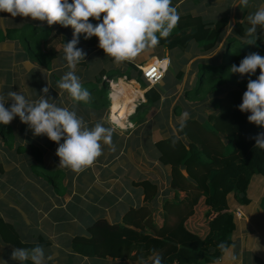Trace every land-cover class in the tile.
Returning <instances> with one entry per match:
<instances>
[{
    "label": "trees",
    "instance_id": "16d2710c",
    "mask_svg": "<svg viewBox=\"0 0 264 264\" xmlns=\"http://www.w3.org/2000/svg\"><path fill=\"white\" fill-rule=\"evenodd\" d=\"M1 13L6 15V12ZM179 16L176 27L169 37L159 40L158 46L168 50L171 62H179L180 69L185 61L182 59L193 45L203 55L216 50L231 22L228 15L215 24H207L201 16L190 12L180 13ZM90 22L94 25L102 22V16L101 21L90 18ZM249 27L248 21H238L234 25L221 57V66L216 65L221 61L216 63L209 59L195 63L197 70L192 71H195L196 79L193 78L191 84L196 82L185 90L184 95L186 100L208 102L210 112L206 120L190 117L176 125L175 134L155 144L158 161L168 170L170 189L175 193L174 198L163 203V224L159 226L156 223L157 210L153 208L159 193L158 185L147 180L137 182L134 186L143 189L144 205L130 209L120 223L111 224L101 218L91 224L87 228L88 235H77L72 239L71 248L75 254L90 259L111 260L113 264H153L151 257L154 249L162 257L163 264H211L225 254L218 248L220 243H226L229 248L233 245L238 223L235 214L230 212L229 197L233 196L240 205H248L247 191L253 177L264 176V150L254 148L255 140L252 139L264 132V126L250 123L247 117L251 113L241 112L238 107L247 90L248 80L257 79L256 72L242 76L230 71L232 65L238 66L250 52L264 57V26H257L253 37L255 44L247 43L250 37L246 35V30ZM72 30L71 26H48L46 21L32 20L31 17L17 16L9 21L3 18L0 21V71L7 68L10 73L13 70L14 66L7 61H16L20 69L36 63L47 73L51 72L53 81L57 82L59 78L54 63L59 54L64 53V45L71 41ZM97 40L95 36L85 39V34L79 37V42L89 45ZM237 44L238 49H235ZM105 62L99 75L83 83L82 87L89 89L92 95L90 103L97 116L110 110V99L116 96L113 113L118 114L120 106H126L124 113L114 115L117 120H122L124 115L135 110L132 99L135 92L130 90V83L123 81L120 92L116 91L117 87L111 92L110 82L127 77L129 81L141 85L143 90H147L149 84L139 67L131 61H124L119 67L111 65L113 58ZM85 65L81 60L77 66ZM179 69L175 75L177 84L184 76ZM101 84L102 89L97 96V88ZM233 84L235 86L223 94L224 89ZM166 87L156 86L147 90L146 102L137 108L131 121L146 122L147 117L144 114L140 116L141 111L156 107L162 100V93L171 94ZM8 92L4 90L5 99ZM67 94L80 108L85 107L83 101H76ZM181 124L184 125L182 128ZM27 129L28 125L22 122L21 132ZM0 136L9 150L31 155L30 169L37 178L44 180L58 196L65 194L64 172L48 170L41 147L33 144L16 147L17 137L10 124H0ZM0 172H4L1 164ZM181 193L185 196L181 197ZM38 244L44 249L51 245L43 238L33 244L23 243L15 225L0 217V253L4 254L9 248L31 249ZM24 264L32 262L28 260Z\"/></svg>",
    "mask_w": 264,
    "mask_h": 264
},
{
    "label": "crops",
    "instance_id": "0c3cea01",
    "mask_svg": "<svg viewBox=\"0 0 264 264\" xmlns=\"http://www.w3.org/2000/svg\"><path fill=\"white\" fill-rule=\"evenodd\" d=\"M189 1L192 2L191 6L187 7V11H182L181 13L190 12L204 19L206 14L203 16L204 9L200 8L203 1ZM230 2L228 12L221 13L220 15L229 16L231 22L229 29L232 32L234 25L238 21H248L247 16L250 13H254L256 9L264 6V0H249L247 7L241 6L240 0H230ZM185 3L186 0H174L173 6L176 8L183 7ZM73 34L74 31L72 30L70 35L72 38ZM77 46L85 50V60H82L85 63L92 55H97V59L101 53H105L99 47V39L92 45L79 42ZM194 47V50L198 51L196 55H199L196 57L200 58L202 54L199 48L193 45L191 49ZM169 55L170 53L166 48H162L161 46L158 48V45H156L154 48L146 49L131 62L140 68L156 60L168 59L170 64L165 74L166 78L164 77L165 79H163V81H166L173 66ZM64 56L65 54L61 52L56 60L57 62L55 61L54 63V69L57 71L59 79L64 75L63 71L70 70L67 67ZM109 58L112 57L106 55L102 59L99 72L104 68L106 59ZM148 59L152 61L147 63ZM7 64L14 66V68L10 73L7 68L0 71V96H4V90L7 86H10L9 89L11 91L21 93H24L22 91H26V94L32 92L35 85V94L34 97L32 96V101H36L40 95H43L42 89L45 86H50L49 97L55 100L58 106L75 110L77 115L83 118L89 128L99 122L106 128H113L114 132L112 145L104 144L101 141L102 154L90 166L85 167L82 171L74 172L70 168L59 167L60 158L56 155L58 148L56 142H54L55 145L52 148L51 142H49L50 139L46 134L34 135L29 126L24 133L21 132V129L17 133V128L14 125L18 116L14 117L10 125L14 128L17 137L16 147H28L30 144L41 147L44 151L45 163L48 169L64 172L63 186L65 194L58 196L51 186L44 180L37 178L31 172L30 164L22 160H29L31 162V155L29 153L22 155V157L16 155L17 152L9 150L0 136V164L4 169L3 173L0 172V199H3L2 205L9 206L10 209H13V211L6 210L4 212L0 210V217L15 225L23 243L33 244L40 238L51 243L48 248L44 249L45 264H113L111 260L90 259L75 254L71 248V241L77 235H88L87 228L101 218L107 219L111 224L120 223L130 209L143 206V189L135 187L134 184L145 180L154 182L159 187V193L153 203V208L157 210L155 212L156 223L159 226L163 224V203L166 199L174 198L175 193L170 189L168 170L158 161L155 144L163 138L175 134L176 128L173 127L170 131L166 132L163 130L160 132V129H157L158 126H156L152 134L147 130L150 125L153 126L151 122L137 123L131 121V117L136 112V106L134 112L129 114L130 118L126 122L124 120L129 115H124L122 120H117V118H113L114 121L108 120L110 110L103 115L97 116V114H92L90 110L88 112L80 108L79 105L69 98L67 91L59 89L57 82L53 81L51 75L47 78L46 75L48 73L46 70L43 72L35 63L31 64L30 67L27 65L22 69L17 67L16 61H7ZM111 65L119 67V64L115 62ZM78 68L76 66V69ZM60 72H62V75H60ZM4 73L6 74L5 78L3 76ZM17 73L20 75L22 73V79L26 75H30L32 87L21 89L20 86H17V82L12 79L13 77H18L15 76ZM49 73L51 74V72ZM175 75L176 73L172 71V87H169L166 82L163 85H157L159 88L167 86L166 89L171 94L167 95L162 93V100L156 108L166 101V97L176 96L175 94L178 91L177 87H179L178 85L180 83L177 84ZM94 77L80 79V82L83 84L95 79ZM117 80L123 81L122 78H118ZM127 83H130L133 87H141L135 81L128 80ZM41 84L42 89H39L38 87ZM151 88L153 87H148L147 90ZM147 90H144L145 92L143 94L135 90L134 95L142 94L141 98L144 101L143 103H145V93ZM115 97L111 99L110 109L113 112V100ZM184 100L185 102L187 101L185 97ZM12 103L13 101L10 99L7 100L5 107L10 108ZM120 109L124 113L126 106L121 105ZM121 112H117L118 114L113 113V116L119 115ZM18 120L22 124L20 118ZM204 120L202 119L201 121ZM146 137L150 141L149 145L141 142ZM60 143H63V140ZM125 161L131 162L132 164ZM17 174L21 178L19 183L15 182V180H10L12 176ZM22 186L30 188L27 193L25 190L22 191ZM13 193H19L20 195L17 196ZM184 196L181 193V197ZM247 197L250 200L248 205H240L233 196L229 197L230 212L235 214L238 223L237 230L233 235V245L229 248L228 254H224L220 259L211 264H264V176L253 177L247 191ZM237 212L240 213V217L237 216ZM211 217H214V215ZM17 224L34 225L32 228L35 227L36 229L31 232L29 239H27V235L21 236L20 228ZM48 256H52V259L48 260ZM233 256L235 259L232 258Z\"/></svg>",
    "mask_w": 264,
    "mask_h": 264
},
{
    "label": "clouds",
    "instance_id": "9594fccd",
    "mask_svg": "<svg viewBox=\"0 0 264 264\" xmlns=\"http://www.w3.org/2000/svg\"><path fill=\"white\" fill-rule=\"evenodd\" d=\"M249 0H240V5L247 7ZM0 12H7L12 17H31L32 20L46 21L48 26L60 24L74 29L73 38L64 45V58L67 71L58 81L57 87L66 90L76 101L90 102L92 95L82 87L75 69L86 53L78 48L80 34L85 39L95 36L99 39V47L116 64L132 61L146 49L154 48L161 38H167L180 20L172 0H0ZM97 24L90 18L101 21ZM251 27L246 30L250 37L248 44H255L254 35L257 26H264V6L247 16ZM157 33L159 35H157ZM260 74L257 79H249L247 90L238 106L241 112H250L247 117L250 123L264 126V57L257 52H250L239 63L232 65L230 71L242 76ZM49 87L42 89L36 101H31L21 92L9 91L8 99L13 103L5 107L4 96H0V124L8 125L19 116L21 122L27 124L34 135L46 134L58 144L56 155L60 158L59 167L70 168L74 172L82 171L90 166L102 154L101 141L112 145L114 129L96 123L89 128L75 110L60 107L49 97ZM187 114L185 113V116ZM184 125L181 124V128ZM254 148L264 150V132L252 137ZM63 140V143H60ZM175 141H173V146ZM218 248L225 254L229 253L226 243ZM235 259V257H232ZM11 259L24 264L31 260L32 264H45V251L42 245L28 248H14ZM48 260L52 256L47 257ZM153 264H163L162 257L153 249ZM6 264V262H5Z\"/></svg>",
    "mask_w": 264,
    "mask_h": 264
},
{
    "label": "rangeland",
    "instance_id": "374dc122",
    "mask_svg": "<svg viewBox=\"0 0 264 264\" xmlns=\"http://www.w3.org/2000/svg\"><path fill=\"white\" fill-rule=\"evenodd\" d=\"M195 1L196 0H193V2H195ZM201 1H203V3L200 5V8L204 9L203 16L206 14L204 19H205V23H207V24H215L221 17L224 16V15L223 16L220 15L221 13L224 14V13L228 12V10L230 8V4H231L230 0H200V2ZM191 3H192L191 1L186 0V3L183 5V7H178L177 10L179 9L178 10L179 14L182 11H187V7L191 6ZM173 4H174V0H172V6H173ZM257 10L258 9H256V11ZM5 14L6 15L3 16V14L0 12V21L3 18L6 21H9V20L15 18V17H12L11 14H9L7 12ZM194 16H197V15H194ZM1 17H3V18H1ZM18 17L20 18L21 16H18ZM231 34H232V30L231 29L227 30L224 33V36L222 38V42L218 46V48L216 50H214L213 52L209 53V54H204L203 55L201 53L202 55L200 56V58L196 57V56H199V55H196L198 53V51L194 50L195 47L192 48L190 52L188 51L186 53V55H185V57H186L185 59L186 60L182 59V60H185V61L181 63L180 69H179V62H176V63L173 62L172 70L170 71L167 80L166 81L165 80L162 81V83H160V85H163L166 82L169 87H172L173 86V83H172V78H173L172 71L177 73L178 69L182 70L184 72L183 79L179 82L180 84L178 83L179 87H178L177 93L175 94L176 96H174V97H172V96L166 97L167 98L166 101L164 103L160 104L159 105L160 107L159 106L157 108L153 107V108H151V109H149L148 111H145V112L141 111L140 116L142 114L146 115L147 122H151V124H153V126H151V125L149 126V128L147 129L148 131H150L153 134V132L155 131L154 129L156 128V126H158L157 129H160V132H162L163 130H165L167 132V131L172 130L173 127L176 128V125L178 123H180V122H182L184 120H187L190 117H195V118H198L200 120H202V119L204 120L207 117L208 113L210 112L209 108H208L209 107L208 106V102H206V103L193 102L191 100H187L185 102V100H184V97H185L184 94L185 93L184 92L189 86L193 87L195 82H196L195 81L194 83L191 84V82L193 81V78L196 76L195 71L194 72L192 71V70H197L196 64H195L196 61H198L200 59H210V60H214L216 63H219L221 61L219 64H216L217 66H221V63H222L221 57H222V54H224L225 51H226V42H227V39H228L229 35H231ZM243 42H245V41H243ZM158 48H159V46H158ZM5 49L6 48H4V50ZM235 49H238V44L235 46ZM83 51L85 52L84 49H83ZM18 54H19V56H21L20 53H18ZM96 56L97 55H92L89 58V60L86 62L85 67L84 66H80L78 69H75L76 70L75 74L80 79H89L91 77L99 75V70H100L99 67H101V61H102V59L104 57H106V54L105 53H101L97 57V59H96ZM174 56H173V58H174ZM169 57L172 59L171 54L169 55ZM151 61H152L151 59H148L147 63H150ZM59 62H61V61L59 60ZM211 66H213V65H211ZM40 68L42 69L43 72H45L44 68H42V67H40ZM67 71H69V70H65V71H63V73L65 74ZM80 71H82V72H80ZM259 74H260V69L258 68L256 70V77H258ZM5 75L6 74L4 73V75H3L4 78H5ZM60 75H62V72H60ZM15 76H18V77H13L12 79H14L17 82V86H20L21 89H25L26 87H32V82H31L32 80H31V76L30 75H26L24 79H22V73H21V75L19 73H17ZM49 76H50V73H48L46 75L47 78ZM194 79H196V78H194ZM118 83H119V85H118ZM121 84H122V80L118 81L115 78L114 80H112L110 82V86H111L110 88L114 89L115 87H117L116 91L120 92ZM234 86H235V84L225 88L223 94H226ZM38 88L42 89V84L39 85ZM129 88H130V90L132 92H135V90H137L139 92H142V94H143V92H145L144 90H142V88L140 86H134V87L130 86ZM6 89L8 91H10V89H8V88H6ZM86 89L89 90L88 88H86ZM101 89H102V84L97 88V90H98L97 96H98V94H100ZM22 92H24V93H22L24 95L26 91H22ZM111 92H113V90H111ZM34 94H35V85H34L33 91L26 93L25 96H26L27 99L32 101V99L34 97ZM114 94L112 95V97L114 96ZM142 94H139L137 96L133 95V97H132V99L135 101L134 104H135V106L137 108L144 102L143 99L141 98ZM110 101H111V99H110ZM83 106H85V107H83L84 110H87V111L90 110V112L92 114H94L93 113L94 112L93 111L94 108L92 107V104L90 102H88V103L84 102ZM185 113L187 114L186 116H185ZM18 118H19V116L16 119V123L14 122L15 123V125H14L15 128H17L16 129L17 133L21 129V124H20ZM113 118H114L113 111H112V109H110V112L108 114V120L110 119V120L114 121ZM129 118H130V115L124 120V122L129 120ZM163 137H164V135H163ZM49 142H51V147L53 148V145H55L54 141L50 140ZM141 142H145L147 145H149V143H150V141H149V139H147V137ZM146 144H144V145H146ZM138 145H139V143H138ZM16 155L22 157V155H25V154L16 153ZM22 160L25 161L28 164L31 163L29 160H24V159H22ZM125 162H127V161H125ZM127 163L132 164L131 162H127ZM48 170L51 171L50 168ZM31 172H32V170H31ZM10 180H15V182L19 183L21 178H20L19 174H17L15 176H12L10 178ZM29 189H30L29 187L22 186V191L25 190L26 193L28 192ZM13 194L17 195V196L20 195L19 193H13ZM22 196H24V195H22ZM2 200L3 199H0V210H2L3 212L6 211V210L7 211H13V209H10L9 206L2 205L1 204V203H3ZM28 200H30V199H28ZM237 213H239V212H237ZM17 225L20 228L19 231H20L21 236H26L27 235V239H29V236L31 235V232L36 229L35 227L32 228V226H34V225H28V226L24 225V224H17ZM12 251H13V249L9 248L4 254L0 253V264H5V262H6V264H12V262L15 261V260L11 259Z\"/></svg>",
    "mask_w": 264,
    "mask_h": 264
},
{
    "label": "built area",
    "instance_id": "2783aa9c",
    "mask_svg": "<svg viewBox=\"0 0 264 264\" xmlns=\"http://www.w3.org/2000/svg\"><path fill=\"white\" fill-rule=\"evenodd\" d=\"M169 64L170 63L168 59H162L156 60L147 66H142L139 68L143 74L144 79L149 84V87H154L162 83L168 70ZM123 81L127 83L128 79L124 77ZM237 216L240 217V213H237Z\"/></svg>",
    "mask_w": 264,
    "mask_h": 264
},
{
    "label": "bare ground",
    "instance_id": "6f19581e",
    "mask_svg": "<svg viewBox=\"0 0 264 264\" xmlns=\"http://www.w3.org/2000/svg\"><path fill=\"white\" fill-rule=\"evenodd\" d=\"M112 99V98H111Z\"/></svg>",
    "mask_w": 264,
    "mask_h": 264
}]
</instances>
